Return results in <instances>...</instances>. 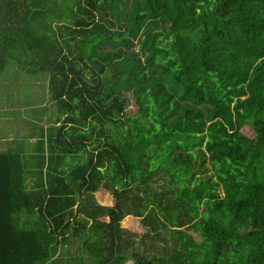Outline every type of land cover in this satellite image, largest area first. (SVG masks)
Masks as SVG:
<instances>
[{"label": "trees", "instance_id": "16d2710c", "mask_svg": "<svg viewBox=\"0 0 264 264\" xmlns=\"http://www.w3.org/2000/svg\"><path fill=\"white\" fill-rule=\"evenodd\" d=\"M11 61L57 116L33 191L0 154V264H127L130 216L135 264H264V0H0Z\"/></svg>", "mask_w": 264, "mask_h": 264}, {"label": "rangeland", "instance_id": "374dc122", "mask_svg": "<svg viewBox=\"0 0 264 264\" xmlns=\"http://www.w3.org/2000/svg\"><path fill=\"white\" fill-rule=\"evenodd\" d=\"M46 77L39 72L35 75L24 72L15 61L0 73V147L4 144L2 140L8 138L11 143L7 144L24 147V151H35L37 155L40 154L37 147H44L46 151V140L40 142L42 136L46 138L45 130L53 126L57 116V109L47 93ZM133 109L131 105L127 110ZM32 135L37 138V144L30 142ZM96 195L102 205L113 204V197L106 190L100 189ZM124 226L128 233L135 232L137 238L145 233L137 219H125Z\"/></svg>", "mask_w": 264, "mask_h": 264}, {"label": "crops", "instance_id": "0c3cea01", "mask_svg": "<svg viewBox=\"0 0 264 264\" xmlns=\"http://www.w3.org/2000/svg\"><path fill=\"white\" fill-rule=\"evenodd\" d=\"M42 138H43V140H46L45 137H42ZM2 141L4 144L1 145L2 147H0V154L8 153V154L20 156V158L24 164V168H25L24 181L26 183L28 191H33L34 188H36V186L38 184V179H39V172L38 171H39V167L41 164V162H39V160H40L39 158H41L42 154H45V153L41 152L38 147H37V151H38V153H40L39 155L35 154V151H24V147H20L19 145L18 146H10V144H7V143H11V139H8V138L4 139ZM12 142L14 143V141H12ZM30 142L37 144L38 140H37V138H35L32 135ZM96 200L100 205H102L99 202L97 195H96ZM114 205H115V200L113 198V204L112 205L108 204L105 206L113 207ZM102 206H104V205H102ZM127 218L135 219L134 217H131V216L127 217ZM102 220L109 222V218H103ZM124 221L121 223V227L123 229L127 230V228L124 226ZM26 222H27V220H26ZM134 233L135 232L131 231V233H128L125 236V238L127 240H129V239L132 240V244H133L132 249H130L129 253H128V256L131 257V259L127 264H135L132 252L136 248H138V245L135 246V238L137 240H139L140 236H138V238H137V236ZM81 243L82 242L80 240H71L68 243H62L59 246H55L53 248V255H52V258L50 260H48L45 263L37 262L36 264H80V255H79L80 253L79 252H80V248H81Z\"/></svg>", "mask_w": 264, "mask_h": 264}]
</instances>
